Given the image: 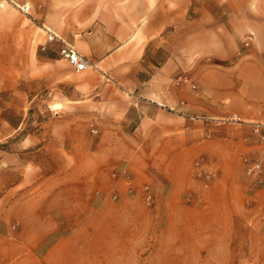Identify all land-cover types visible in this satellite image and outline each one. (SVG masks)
<instances>
[{
	"label": "rangeland",
	"instance_id": "1",
	"mask_svg": "<svg viewBox=\"0 0 264 264\" xmlns=\"http://www.w3.org/2000/svg\"><path fill=\"white\" fill-rule=\"evenodd\" d=\"M19 14L15 4L0 0L8 24L17 25ZM33 36L30 30L25 42L18 29L0 25V264H264V188L249 191L244 163L259 156L264 141L236 109L241 100L228 94L236 86L225 81L218 98L208 78L236 63L264 67V51L253 34L228 59L211 53L194 63L185 59V69L169 79L174 105L132 133L76 115L66 100L74 92L71 82L94 68L76 73L57 45H37ZM155 57L146 61L157 65L164 59ZM54 60H63L74 75L64 78L65 67ZM155 71L145 67L141 76ZM177 91L183 94L178 101ZM234 115L241 122H222ZM49 126L57 130L55 150L49 149ZM35 136L42 151L31 143ZM70 149L87 151L88 158L73 159ZM99 153L114 156L118 166H106L100 186L93 185L104 200L89 207L83 228H60L41 244L23 245L24 238H33L32 230L21 228L30 222H23L19 201L33 190L22 185L23 161L66 178L58 182L61 190L80 182L72 179L81 176L80 167L89 173L98 168ZM131 159L132 173L126 165ZM145 186L153 196L149 204ZM60 239L63 244L56 246Z\"/></svg>",
	"mask_w": 264,
	"mask_h": 264
},
{
	"label": "crops",
	"instance_id": "2",
	"mask_svg": "<svg viewBox=\"0 0 264 264\" xmlns=\"http://www.w3.org/2000/svg\"><path fill=\"white\" fill-rule=\"evenodd\" d=\"M8 2L28 6L29 11L28 14L19 11L17 25L8 24L5 15H0L2 27L11 32L18 29L24 34L25 42L31 39L28 33L32 30L34 41L41 46L47 43L45 30H48L94 64V69L75 76L71 82L74 92L66 100L73 103L76 115L96 117L99 124L106 123L115 132L132 133L144 124L152 125L164 115L165 108L174 105L169 99V79L180 68L185 69V59L194 63L201 54L209 53L228 59L238 51L240 40L250 33L258 49L264 51V0ZM48 45L56 47L55 43ZM160 54L164 59L158 66L146 61ZM54 63L65 67L64 78L74 75L63 60H54ZM148 65L156 71L143 78L141 75ZM249 69H252L250 74ZM208 78L218 98L224 95L220 86L225 81L236 86L228 92L241 100L236 109L246 121L264 123V67L236 63L224 72H210ZM177 92L178 101L183 94ZM100 118L107 119L101 121ZM48 133L49 149L55 150L57 130L49 126ZM28 139L22 140L23 146ZM31 143L36 151L44 148L38 136L32 138ZM68 152L80 161L89 155L87 151L74 154L70 149ZM96 157L98 168L89 173L80 167L81 176L74 173L71 176L80 182L60 185L61 190L56 189L58 182L66 178L59 177L56 171L44 173L35 162L23 161L22 185L33 188L24 191L19 201L23 222H30L21 228L33 233L32 239L24 238L23 245L41 244L48 233L60 228H83L89 207L97 202L102 204L104 200L101 188L96 190L93 185L100 186L106 166H118L114 156L106 158L99 153ZM126 165L132 173V159ZM62 244L63 239L55 242L56 246Z\"/></svg>",
	"mask_w": 264,
	"mask_h": 264
},
{
	"label": "built area",
	"instance_id": "3",
	"mask_svg": "<svg viewBox=\"0 0 264 264\" xmlns=\"http://www.w3.org/2000/svg\"><path fill=\"white\" fill-rule=\"evenodd\" d=\"M20 12L23 14H28V6H18ZM47 34V41L50 43H55L58 46V55L65 60L76 73L84 72L90 68H94V64L85 56L80 54L74 46L65 42L56 34L45 30ZM247 45V44H246ZM186 81V80H185ZM222 122H241L240 119L234 115L230 118L222 119ZM244 123V122H243ZM246 123V122H245ZM250 126L251 132L256 136L260 141H264V123L260 122H250L246 123ZM92 133H96L95 130H91ZM245 174L250 180L249 191H254L257 189L264 188V149L261 150L257 158H245ZM122 174L127 180H129V175L126 169H123ZM145 193L146 203H151L153 201V196L150 192V189L145 186L143 188Z\"/></svg>",
	"mask_w": 264,
	"mask_h": 264
}]
</instances>
